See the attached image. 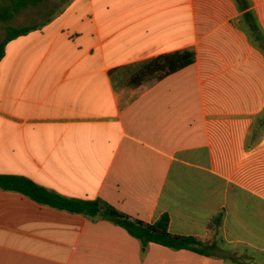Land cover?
Masks as SVG:
<instances>
[{
  "label": "crops",
  "instance_id": "crops-1",
  "mask_svg": "<svg viewBox=\"0 0 264 264\" xmlns=\"http://www.w3.org/2000/svg\"><path fill=\"white\" fill-rule=\"evenodd\" d=\"M43 23L0 62V174L214 247L0 189V264H264V0H72ZM185 49L127 100L140 64Z\"/></svg>",
  "mask_w": 264,
  "mask_h": 264
},
{
  "label": "trees",
  "instance_id": "trees-1",
  "mask_svg": "<svg viewBox=\"0 0 264 264\" xmlns=\"http://www.w3.org/2000/svg\"><path fill=\"white\" fill-rule=\"evenodd\" d=\"M45 0H0V22L6 23V35L0 42V62L5 56L7 45L22 36L40 29V25L30 24L20 27L9 23L20 12L41 5ZM196 60V53L191 49H185L156 57L139 65L138 70L130 77L125 92L130 95V100L149 90L163 78L191 66ZM0 189L21 193L35 202L56 209L73 213H81L91 218L102 217L121 226L127 232L138 239L143 245L150 243L159 244L173 250H191L208 255L214 247L209 239L198 236H180L169 231L170 218L164 215L155 224L133 219L118 211L107 202L97 199L85 201L75 198H67L55 192L37 185L28 178L16 175L0 174ZM222 213L216 217L215 225L222 222Z\"/></svg>",
  "mask_w": 264,
  "mask_h": 264
},
{
  "label": "rangeland",
  "instance_id": "rangeland-1",
  "mask_svg": "<svg viewBox=\"0 0 264 264\" xmlns=\"http://www.w3.org/2000/svg\"><path fill=\"white\" fill-rule=\"evenodd\" d=\"M71 1L72 0H45L39 6H33L20 12L9 24L16 27L30 24L40 25L53 14L65 8ZM6 25V23L0 22V42L6 35ZM125 94L127 95V100H129L130 95L127 94V92H125Z\"/></svg>",
  "mask_w": 264,
  "mask_h": 264
}]
</instances>
